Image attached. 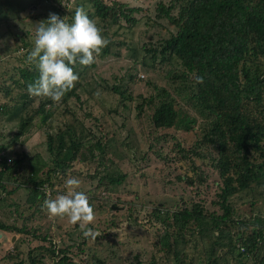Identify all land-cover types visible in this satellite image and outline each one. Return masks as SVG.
I'll return each instance as SVG.
<instances>
[{"label":"trees","instance_id":"obj_1","mask_svg":"<svg viewBox=\"0 0 264 264\" xmlns=\"http://www.w3.org/2000/svg\"><path fill=\"white\" fill-rule=\"evenodd\" d=\"M107 1L108 4L103 0H90L92 12L89 9L87 13L97 21L103 37L109 41L99 56L120 58L117 50L110 51V44L114 42L117 31L136 27L137 20L132 14L137 9L126 8L115 0ZM174 10L176 14L172 15ZM156 12V19L165 20L174 32L148 49L142 46L140 50L143 56L139 58L135 50L130 49V60L137 62L141 70L148 71H154L164 64L168 69L163 71L162 76L172 85L173 95L191 105L200 124L194 131L197 118L188 116L180 109L176 110L173 97L160 87L153 86V94L141 98L134 109L137 114L145 108L151 110L149 122L156 130L172 129L174 133L194 134L197 139L187 147H180L177 142L174 144L176 161L187 164L191 173L196 171L195 162L208 161L212 163L221 182L218 193L221 215L201 217V209L194 205L190 211L181 210L166 215L165 220H171L179 233L186 224L192 222L200 234L217 232L216 239L220 241L213 242L214 246L204 260L198 259V264H228L225 253L216 259L212 257L211 253L217 247H227L228 254L237 264H264V215L257 213L251 219L236 223L231 219L232 209L229 205L232 196L252 191V186L264 191V0H174L168 6L158 4ZM53 13L57 14L56 11ZM70 19L68 23L73 22L72 15ZM110 26L114 29L111 28L113 33L108 35ZM117 44L128 49L123 36ZM33 49V44H21L19 55L17 52L15 55L19 61L13 60L18 64L13 68H20V71L11 74L10 69L9 74L0 75L3 86L0 87L3 97L0 116L7 122L15 123L9 145L28 133L37 118L38 124L35 126L44 134L45 150L51 158V166L44 173H38L37 168L30 166L28 175L21 180L19 172L25 157L16 153L13 159L8 158L3 154L8 147L0 144V216L3 207L10 208L9 198L20 194L17 192L19 189L28 192L30 206L41 203L44 190L51 186L50 174L69 169L76 160L84 138L92 136V149L102 152V137L93 136L96 129L94 125V128L91 126V122L99 121L92 116L90 109L85 110L88 103L96 104L106 111L105 114L114 115L117 106L131 101L126 87L127 82L133 80L132 76L128 75L127 82L122 78L123 82L114 79L110 85H97L89 74L94 64L75 65L74 71L79 75V81L61 101L31 97L27 85L39 77L36 64L29 62ZM25 50V54H28V63L24 62L26 67L21 62L25 60ZM7 76L8 80L5 79ZM195 76H203L204 82L197 84ZM90 83H94V86L91 87ZM12 91L14 93L11 96ZM107 97L115 100L112 109L101 106L102 100L105 101ZM97 130L99 132L101 127ZM195 177L192 174L185 180L189 184ZM124 178L125 175H119L108 177L107 180L111 185H118ZM7 185L13 187L8 189ZM254 202L252 199L249 205L252 206ZM232 227L235 232L230 236ZM0 231L24 232L22 228L5 225L1 220ZM222 238L226 239V245L222 243ZM44 240L45 237L40 239ZM154 243L159 246L158 251L164 253L163 258L168 260L171 256L172 264H183V257L175 250V242H169L167 232L158 235ZM69 248L60 251L63 255L55 264H73L67 257ZM239 248L241 251H238ZM46 251L53 254L52 249ZM13 257L16 255L13 254ZM27 258L28 264H35L31 256ZM155 262L152 258L149 264Z\"/></svg>","mask_w":264,"mask_h":264},{"label":"rangeland","instance_id":"obj_2","mask_svg":"<svg viewBox=\"0 0 264 264\" xmlns=\"http://www.w3.org/2000/svg\"><path fill=\"white\" fill-rule=\"evenodd\" d=\"M89 1L0 0V75L9 74L10 69L11 74L20 71V68H13L18 65L13 61L18 58L15 56L16 51L21 44H33L36 24L46 21L53 11L69 22L71 15L74 18L77 7L83 6L87 12L89 9L92 12ZM115 1L123 3L126 8L137 9L132 14L137 20L136 27L117 31L114 42L110 44V51L117 50L120 58L112 55L96 57L89 74L97 85H110L122 78L127 82L128 75H131L133 80L127 82L126 87L131 101L117 106L114 115L105 114V110H101L96 104L88 103L85 110L90 109L92 116L99 121L91 122V126L96 129L93 130V136L102 137V152L92 149V136L84 138L76 160L69 169L50 174L51 186L47 189L49 193L48 196L44 193L41 203L30 206L27 201L29 194L23 189L17 191L20 194L16 197L9 198L11 206L2 208L0 220L5 225L22 228L24 232L0 231V264H19V261L20 264H28V255L35 264H55L63 255L60 251L68 246L70 251L67 253L72 257L73 264H149L152 258L156 264H172L171 256L168 260L163 258L164 253L158 251L159 246L154 243L155 238L164 232H167L170 243L175 242V250L183 257V264H198V259L204 260L214 246L213 242L220 241L216 239V231L200 234L194 222L186 224L179 233L171 220H165L166 215L181 210L190 211L194 205L201 209V217L221 215L218 205L221 182L212 163L197 161L193 164L196 171L191 173L187 164L176 161L174 144L177 142L180 147H187L197 137L180 131L174 133L172 129L156 130L149 122L151 110L145 108L137 114L134 109L141 98L153 94V86L160 87L173 97L176 110L180 109L188 116L197 118L194 131L200 124L191 105L173 95L172 85L162 76L163 71L168 69L164 64L154 71H148L141 70L137 62L130 60V49L135 50L139 58L143 56L140 50L142 46L148 49L150 45L166 39L169 33L174 32L165 20L156 19L158 4L168 6L174 0ZM103 2L108 4L107 0ZM175 14L176 10L172 12V15ZM94 21L97 24L95 19ZM111 28L114 29L108 27V35L113 33ZM122 36L128 49L117 44ZM25 53L26 50L23 53L25 60L21 62L26 67L24 62H27L28 54ZM5 79L8 80V76ZM90 84L91 87L94 86V83ZM0 87H3L1 83ZM13 93L14 91L11 96ZM101 95L104 96L103 92ZM2 103L0 93V104ZM114 104L115 100L107 97L105 101L102 100L101 106L112 109ZM100 122L102 124L98 126ZM35 124H38L37 118L28 133L9 145L10 133L14 131L15 123L7 122L0 116V144L8 147L3 154L10 159L16 153L25 157L23 166L20 167L21 173L19 172L21 180L28 175L30 166L37 168L38 173H44L51 166V158L45 150L44 134L38 131ZM98 127H101L99 132ZM192 174L196 177L188 184L185 179ZM119 175H125L120 184L111 185L108 182V177ZM69 176H76L81 180L80 190L89 197L96 220L88 227L100 234L95 238H85L78 224L72 225L66 218L50 216L43 206L46 199H55L66 193V180ZM12 187L7 185L8 189ZM251 188L252 191L239 192L229 199L232 221L237 223L251 219L257 213L264 215V191L255 186ZM252 199L255 202L250 206ZM233 232L235 228L232 227L229 235ZM43 237L45 240L40 241ZM222 243L226 245L225 238H222ZM47 249H52L53 254L47 252ZM224 253L228 264H237L231 258L232 255L228 254L227 247H217L211 255L216 259ZM13 254L16 255L15 258H11Z\"/></svg>","mask_w":264,"mask_h":264},{"label":"clouds","instance_id":"obj_3","mask_svg":"<svg viewBox=\"0 0 264 264\" xmlns=\"http://www.w3.org/2000/svg\"><path fill=\"white\" fill-rule=\"evenodd\" d=\"M33 44L29 62L36 64L39 77L27 85V92L31 97L58 102L79 81V75L74 71L75 65L94 64L109 41L103 37L102 30L89 17L85 8L80 6L75 9L72 23L50 13L46 21L36 24ZM195 80L197 84H202L204 77L195 76ZM66 185V193L55 199H46L44 208L52 217L66 218L70 224H78L85 238L99 236L98 232L88 227L94 223L96 215L89 197L80 190L81 180L69 176ZM68 258L73 260L70 256Z\"/></svg>","mask_w":264,"mask_h":264},{"label":"built area","instance_id":"obj_4","mask_svg":"<svg viewBox=\"0 0 264 264\" xmlns=\"http://www.w3.org/2000/svg\"><path fill=\"white\" fill-rule=\"evenodd\" d=\"M70 2H71V1H70ZM48 192H49V191H48L47 189L44 190V193H46L47 196H48Z\"/></svg>","mask_w":264,"mask_h":264},{"label":"crops","instance_id":"obj_5","mask_svg":"<svg viewBox=\"0 0 264 264\" xmlns=\"http://www.w3.org/2000/svg\"><path fill=\"white\" fill-rule=\"evenodd\" d=\"M0 27H1V26H0ZM19 48H20V46H18V49H17V51H16V52H17V54H19Z\"/></svg>","mask_w":264,"mask_h":264}]
</instances>
